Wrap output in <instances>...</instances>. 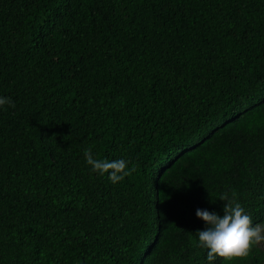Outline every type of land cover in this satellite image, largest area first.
I'll return each mask as SVG.
<instances>
[{
  "label": "trees",
  "instance_id": "obj_1",
  "mask_svg": "<svg viewBox=\"0 0 264 264\" xmlns=\"http://www.w3.org/2000/svg\"><path fill=\"white\" fill-rule=\"evenodd\" d=\"M0 96V264H207L225 195L264 222V0H0Z\"/></svg>",
  "mask_w": 264,
  "mask_h": 264
},
{
  "label": "clouds",
  "instance_id": "obj_2",
  "mask_svg": "<svg viewBox=\"0 0 264 264\" xmlns=\"http://www.w3.org/2000/svg\"><path fill=\"white\" fill-rule=\"evenodd\" d=\"M5 106L14 107V103L9 97L0 96V110ZM84 159L92 173L100 177L107 175L113 184L124 181L135 171L128 159L96 158L91 149L85 150ZM221 200L222 216L207 209L198 208L195 212L197 219L205 224L196 237L197 247L206 250L207 264H216L217 259L232 264L247 257L254 247L264 245V222L253 223L236 199L225 195Z\"/></svg>",
  "mask_w": 264,
  "mask_h": 264
}]
</instances>
